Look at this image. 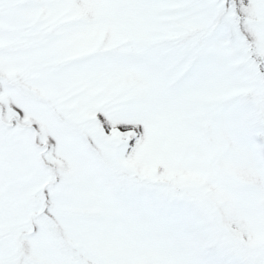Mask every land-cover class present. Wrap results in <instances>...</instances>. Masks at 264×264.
Instances as JSON below:
<instances>
[{
	"label": "snow or ice",
	"instance_id": "obj_1",
	"mask_svg": "<svg viewBox=\"0 0 264 264\" xmlns=\"http://www.w3.org/2000/svg\"><path fill=\"white\" fill-rule=\"evenodd\" d=\"M0 264H264V0H0Z\"/></svg>",
	"mask_w": 264,
	"mask_h": 264
}]
</instances>
